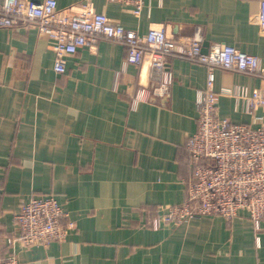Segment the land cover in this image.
I'll return each instance as SVG.
<instances>
[{"label":"crops","instance_id":"crops-1","mask_svg":"<svg viewBox=\"0 0 264 264\" xmlns=\"http://www.w3.org/2000/svg\"><path fill=\"white\" fill-rule=\"evenodd\" d=\"M81 1L57 0L59 9ZM260 2L148 0L139 16L108 0H94V7L141 35L164 28L171 37H189L200 29L203 50L231 45L264 59ZM127 57L125 46L103 39L68 57L66 73L58 74L55 52L35 27L0 29V249L17 230L21 205L54 195L74 228L64 241L17 244L23 264H264V230L246 211L230 221L206 215L148 225L161 206L184 199L191 172L186 142L197 130L208 69L173 58L169 97L135 105V93L163 74L146 60L126 64ZM215 72L217 91L264 87L259 75ZM219 114L258 126L263 110L237 111L231 97L221 96Z\"/></svg>","mask_w":264,"mask_h":264},{"label":"built area","instance_id":"built-area-1","mask_svg":"<svg viewBox=\"0 0 264 264\" xmlns=\"http://www.w3.org/2000/svg\"><path fill=\"white\" fill-rule=\"evenodd\" d=\"M108 1L129 7L139 16L148 0ZM259 19L264 31V0L260 2ZM29 26L49 40L58 74L66 73L68 57L103 39L128 49L126 64L141 65L148 61L163 78L157 85L139 89L133 98L135 105L150 97H169L174 75L168 65L173 58L206 65V87L198 93L197 130L186 142L191 172L185 180L184 199L177 205L161 206V214L151 218L148 225L159 228L164 223L180 224L206 215L230 221L246 211L255 229L264 230V87L253 91L242 85L223 86L219 91L215 87L217 67L264 78L263 58L231 45L214 44L204 52L200 29L189 37H171L164 28H152L141 35L96 11L94 0H82L76 7L64 9H59L57 0H0V29ZM117 85L115 82V89ZM221 96L231 97L237 111L261 107L259 125L234 123L221 117ZM67 219L69 213L54 195L32 197L23 203L15 216V234L4 238L0 264H23L15 254L17 244L30 248L64 241L74 228L71 220L64 222ZM4 248L6 256L1 254Z\"/></svg>","mask_w":264,"mask_h":264},{"label":"water","instance_id":"water-1","mask_svg":"<svg viewBox=\"0 0 264 264\" xmlns=\"http://www.w3.org/2000/svg\"><path fill=\"white\" fill-rule=\"evenodd\" d=\"M207 45L206 44H204V52H208L206 49H205V47H206Z\"/></svg>","mask_w":264,"mask_h":264}]
</instances>
